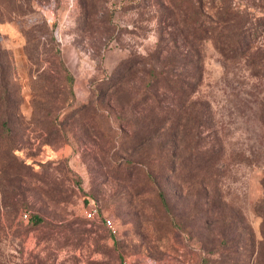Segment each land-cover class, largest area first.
<instances>
[{
    "label": "rangeland",
    "instance_id": "374dc122",
    "mask_svg": "<svg viewBox=\"0 0 264 264\" xmlns=\"http://www.w3.org/2000/svg\"><path fill=\"white\" fill-rule=\"evenodd\" d=\"M232 1L253 57L206 38L194 94L221 165L178 176L161 137L133 154L126 136L147 107L128 98L186 29L187 0H0V264H264V0ZM182 52L170 77L188 68ZM123 61L137 65L120 74Z\"/></svg>",
    "mask_w": 264,
    "mask_h": 264
},
{
    "label": "trees",
    "instance_id": "16d2710c",
    "mask_svg": "<svg viewBox=\"0 0 264 264\" xmlns=\"http://www.w3.org/2000/svg\"><path fill=\"white\" fill-rule=\"evenodd\" d=\"M187 1L186 8L189 13L188 19H186V29L185 27L181 30L172 28V40L156 52V58L162 60V65L155 64L152 68L150 74L152 81L145 85L146 89L142 93V100L138 102L135 98L132 100L131 96L128 98L131 104L141 103V105H147V107L141 116V126L131 129L132 133L126 136V140L129 141L126 150L133 154L139 150L141 151L155 138L161 137L157 143L162 144L164 152L167 150L170 153L168 160L174 165L173 173L178 176L181 173L175 172V170L181 171L185 166L203 169L221 165L219 160L221 156L216 152L220 153L222 151V144L203 149L202 138L199 135L200 126H205L210 121L203 108L201 110L198 99L194 98L198 82L201 77L203 79L204 75L203 41L206 38H212L216 47L230 58L247 56L251 59L253 57L248 55L250 49L249 28L246 23H242L243 15L248 14L247 11L244 14L236 9L232 0ZM180 34L182 35V41L178 38ZM200 38H202V56L197 47L198 44L196 45V41ZM181 42L189 46L186 52H182ZM177 51L182 52V58L188 63V68L184 66L185 73L178 74L174 78L170 77L168 71L173 67L167 66L169 67L167 69L165 66L173 64V61L177 60L176 58H170ZM201 57L202 71L199 72ZM136 65L137 62L125 64L123 61L122 65H119L118 72L125 75ZM262 67L264 68V64ZM119 82L120 79L112 85L117 86ZM149 87L154 88L155 92L150 90ZM158 89L172 92L171 94L176 96L170 103L164 105L161 102ZM149 100L158 103L149 104ZM171 126L173 127L171 128ZM167 130H173V132L167 135ZM156 155L160 159L163 158L160 152H157ZM153 156L154 154H152ZM142 157L144 160L147 158L143 154ZM125 162L126 165H131L134 170L141 165V163H138L139 160L134 159L133 156L125 158ZM145 163L150 165L149 162L142 161V164ZM262 206L264 208V198L256 206L264 218ZM32 221L36 224L41 223L43 217L38 213H34Z\"/></svg>",
    "mask_w": 264,
    "mask_h": 264
},
{
    "label": "built area",
    "instance_id": "2783aa9c",
    "mask_svg": "<svg viewBox=\"0 0 264 264\" xmlns=\"http://www.w3.org/2000/svg\"><path fill=\"white\" fill-rule=\"evenodd\" d=\"M86 216H87V217H90V218H97V217H99V214H98V211H97V207H96V206H91V207H89V208L86 210ZM104 219H105L106 223L109 225V227H110L114 232H116L117 228H116V226L114 225L112 218L106 215V216L104 217Z\"/></svg>",
    "mask_w": 264,
    "mask_h": 264
}]
</instances>
